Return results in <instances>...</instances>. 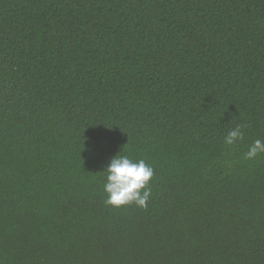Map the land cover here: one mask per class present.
<instances>
[{
    "label": "trees",
    "instance_id": "trees-1",
    "mask_svg": "<svg viewBox=\"0 0 264 264\" xmlns=\"http://www.w3.org/2000/svg\"><path fill=\"white\" fill-rule=\"evenodd\" d=\"M257 139L264 0H0V264H264Z\"/></svg>",
    "mask_w": 264,
    "mask_h": 264
},
{
    "label": "clouds",
    "instance_id": "clouds-1",
    "mask_svg": "<svg viewBox=\"0 0 264 264\" xmlns=\"http://www.w3.org/2000/svg\"><path fill=\"white\" fill-rule=\"evenodd\" d=\"M244 139L240 126L230 130L224 138L227 145H233ZM264 153V141L257 139L245 153L246 159H253ZM104 191L107 193L105 203L119 207L135 202L139 207L146 208L151 196L148 182L154 170L143 159L134 160L127 155H114L107 167Z\"/></svg>",
    "mask_w": 264,
    "mask_h": 264
}]
</instances>
